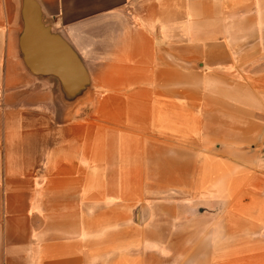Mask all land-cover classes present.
I'll list each match as a JSON object with an SVG mask.
<instances>
[{
    "label": "crops",
    "instance_id": "1",
    "mask_svg": "<svg viewBox=\"0 0 264 264\" xmlns=\"http://www.w3.org/2000/svg\"><path fill=\"white\" fill-rule=\"evenodd\" d=\"M36 1L86 65L90 117L27 72L19 0H0V264H264V183L247 181L264 0ZM164 215L166 243L147 227Z\"/></svg>",
    "mask_w": 264,
    "mask_h": 264
},
{
    "label": "water",
    "instance_id": "2",
    "mask_svg": "<svg viewBox=\"0 0 264 264\" xmlns=\"http://www.w3.org/2000/svg\"><path fill=\"white\" fill-rule=\"evenodd\" d=\"M17 50L29 74L55 85L54 100L62 115L89 94V77L75 50L46 20L36 0H19Z\"/></svg>",
    "mask_w": 264,
    "mask_h": 264
},
{
    "label": "rangeland",
    "instance_id": "3",
    "mask_svg": "<svg viewBox=\"0 0 264 264\" xmlns=\"http://www.w3.org/2000/svg\"><path fill=\"white\" fill-rule=\"evenodd\" d=\"M258 35H259V38H263L264 39V31L262 30V31H259L258 32ZM85 65V64H84ZM86 66V65H85ZM88 73V72H87ZM89 77V76H88ZM37 82V81H36ZM51 82V81H50ZM50 87H52V88H54L55 89V85H54V83L53 82H51L50 83ZM90 97H91V81H90V78H89V94H88V96L83 100L84 102H82V104H79V105H76V107L77 108H82L81 110H71L70 112H68L67 114H66V119L67 120H69V118H82V119H84V118H89L90 117V111H89V101H90ZM81 103V102H80ZM251 172H252V175L250 176V179H248L247 181H249V182H258V183H264V171H263V169L261 168V166L258 164L257 166H253L252 167V170H251ZM152 177H154L153 176V174L151 175ZM131 177H133V176H131ZM146 177H150V176H148V175H146ZM145 177V179H147ZM130 181H131V179H130ZM131 182H133V181H131ZM147 182H148V179H147ZM150 183L151 184H153V181L151 180L150 181ZM152 191V190H151ZM157 210H161L162 211V214L161 215H163V213L164 212H169V211H171V210H173L172 208H169V207H167V206H161L160 208H158ZM176 210V209H175ZM200 211V210H199ZM175 213V212H174ZM199 212H197V214H198ZM166 214H170V215H172V216H174V214L171 212V213H166ZM165 214V215H166ZM161 216V220H159V221H161V222H159V223H154V224H152V223H147V227L149 226V225H151V227H152V230H154L153 228L155 227L156 228V230H161L162 231V239H163V242L165 241V243L166 242H168L169 240H170V238L169 237H167V235H169V232L167 233V231L169 230L168 228V226H169V219H170V216ZM149 219V218H148ZM147 219V220H148ZM153 220V219H152ZM172 221H173V223L171 224V225H173L174 226V228H176L175 227V225H176V221H175V218H173L172 219ZM166 233V235L164 236V234ZM167 237V238H166ZM168 260H169V258L168 257H164L163 256V260H162V262H163V264H167V263H169L168 262ZM193 264H197L196 262H193Z\"/></svg>",
    "mask_w": 264,
    "mask_h": 264
}]
</instances>
